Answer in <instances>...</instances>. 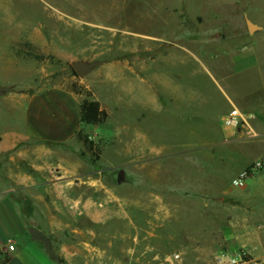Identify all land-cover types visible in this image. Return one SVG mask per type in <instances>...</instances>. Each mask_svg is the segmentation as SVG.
I'll use <instances>...</instances> for the list:
<instances>
[{"label":"rangeland","instance_id":"374dc122","mask_svg":"<svg viewBox=\"0 0 264 264\" xmlns=\"http://www.w3.org/2000/svg\"><path fill=\"white\" fill-rule=\"evenodd\" d=\"M263 7L264 0H0V130H19L22 99L43 88L61 86L90 98L103 65L122 66L128 78L139 77L141 88L149 83L155 91L157 110L130 109L149 151L138 169L125 170L123 216L77 221L91 229L92 243L105 247L108 259L230 264L229 257L245 249L246 261L238 264H264L258 256L264 169L243 188L228 186L262 153L264 137L220 123L234 108L246 112L242 95L251 97L254 82L245 74L261 63L242 52L263 34L250 31L247 21L264 23ZM73 61L101 63L79 77ZM100 90L121 102L117 87ZM125 109L118 110L123 117L130 114ZM85 136L93 150L84 146L82 154L94 163L102 143L91 131L77 134Z\"/></svg>","mask_w":264,"mask_h":264},{"label":"crops","instance_id":"0c3cea01","mask_svg":"<svg viewBox=\"0 0 264 264\" xmlns=\"http://www.w3.org/2000/svg\"><path fill=\"white\" fill-rule=\"evenodd\" d=\"M257 28L263 34L248 42L242 54L245 59L260 61L261 67L251 66L246 71L254 86L247 89L251 97L248 93L242 95V107L252 116L255 132L263 138L264 23ZM127 72L117 65H103L98 71L90 98L106 110L108 116L103 123L81 121V94L49 86L22 99L19 130L1 128L0 160L8 158L12 163L0 165V263L6 256L3 264H121L118 259H108L106 248L92 243L91 229L77 221L121 218L125 170L138 169L140 156L149 151L139 129L131 123L130 109L135 105L145 113L160 105L153 87L148 83L141 88L139 77L128 78ZM103 84L117 87L121 102L115 103L114 93H103ZM229 100L234 103V99ZM124 109L130 112L126 117L122 115ZM137 120L140 124L139 114ZM81 130L91 131L101 140L102 148L94 163L87 162L82 154L87 151L83 139L77 138ZM131 132L135 134L131 136ZM256 211L260 213L258 208ZM29 225L49 237L58 260L30 236ZM57 231L62 232L61 237L55 238L53 233ZM11 243L13 249L7 250ZM260 247L258 256L262 257L264 245Z\"/></svg>","mask_w":264,"mask_h":264},{"label":"built area","instance_id":"2783aa9c","mask_svg":"<svg viewBox=\"0 0 264 264\" xmlns=\"http://www.w3.org/2000/svg\"><path fill=\"white\" fill-rule=\"evenodd\" d=\"M252 116L244 113L238 109H232L220 118V123L223 127L242 128L248 136H256L257 133L253 129L250 119ZM92 138L91 136H89ZM264 169V150L260 155L254 158L249 164L239 170L229 181L230 188H243L247 184V179L257 170ZM13 244H9L7 250H12ZM247 251L245 249H238L229 257L230 264H238L246 261ZM224 256L219 260H223ZM251 261V260H250ZM251 264H260L258 260H253Z\"/></svg>","mask_w":264,"mask_h":264},{"label":"trees","instance_id":"16d2710c","mask_svg":"<svg viewBox=\"0 0 264 264\" xmlns=\"http://www.w3.org/2000/svg\"><path fill=\"white\" fill-rule=\"evenodd\" d=\"M80 107L81 121L85 124H99L105 122L107 119L108 114L106 110L101 107L99 101L89 98L88 95L82 98ZM83 141L89 151H91V149L93 150L92 139H89L88 136H85ZM98 153L99 151L97 152V155ZM6 260L7 257L5 256L4 260L0 264H3ZM60 262H62V259H60Z\"/></svg>","mask_w":264,"mask_h":264},{"label":"water","instance_id":"95a60500","mask_svg":"<svg viewBox=\"0 0 264 264\" xmlns=\"http://www.w3.org/2000/svg\"><path fill=\"white\" fill-rule=\"evenodd\" d=\"M247 27L251 31V30L257 28V25H255L251 21H247ZM100 63H101L100 61H91V62L73 61L71 63V66H72L73 70L75 71V73L79 77H83L94 66H96ZM27 230L33 239L40 241L43 244V247L46 249V251L48 253H50L56 260H58V257H57V255H56V253L52 247V243H51V240L49 239V237H47L41 230H39L38 228H36L32 225H29L27 227Z\"/></svg>","mask_w":264,"mask_h":264}]
</instances>
